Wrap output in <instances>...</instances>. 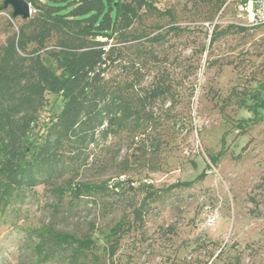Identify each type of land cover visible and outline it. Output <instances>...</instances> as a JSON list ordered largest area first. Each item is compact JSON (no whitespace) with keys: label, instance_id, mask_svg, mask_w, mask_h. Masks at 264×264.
<instances>
[{"label":"rangeland","instance_id":"1","mask_svg":"<svg viewBox=\"0 0 264 264\" xmlns=\"http://www.w3.org/2000/svg\"><path fill=\"white\" fill-rule=\"evenodd\" d=\"M160 1L172 16L144 13L134 46L121 45L106 72L122 81L139 74L144 89L162 84L158 120L145 137L96 133L86 144H63L51 181L0 211V264H70L65 253L37 259L33 230L42 225L90 234L84 264H264V106H251L264 96V27L248 25L244 0ZM3 4L0 47L21 21L10 26L12 6ZM231 23L246 29L209 43L215 27ZM146 49L153 55L141 60ZM115 180L123 192L94 200L52 188ZM118 222L121 237L111 244Z\"/></svg>","mask_w":264,"mask_h":264},{"label":"trees","instance_id":"2","mask_svg":"<svg viewBox=\"0 0 264 264\" xmlns=\"http://www.w3.org/2000/svg\"><path fill=\"white\" fill-rule=\"evenodd\" d=\"M27 1L33 7L31 16L21 18L0 47V211L23 200L35 186L51 181L63 144H86L95 140L96 133L107 137L125 131L135 138L138 134L145 137L159 117L154 103L165 100L168 93L162 84L144 89L139 74L124 81L106 77L120 46L133 47L132 39L139 38L130 35L144 13L172 16L170 9H160V0ZM11 19L10 26L15 20ZM245 29L233 23L215 27L209 43L222 34ZM50 41L53 44L48 48ZM139 54L141 60H148L153 52L146 49ZM48 96H53L51 102ZM251 106H264V96H256ZM238 125L246 127L244 120ZM52 188L58 196L69 191L72 196L94 200L109 192H123L124 182L69 181L67 188ZM140 207L133 210L137 218L142 216ZM122 225L111 227L116 235L111 244L121 237ZM33 233L38 237L33 250L39 261L65 253L70 264H84L81 258L93 245L88 233L78 236L50 225Z\"/></svg>","mask_w":264,"mask_h":264},{"label":"built area","instance_id":"3","mask_svg":"<svg viewBox=\"0 0 264 264\" xmlns=\"http://www.w3.org/2000/svg\"><path fill=\"white\" fill-rule=\"evenodd\" d=\"M240 8L247 13L248 25L264 27V0H244Z\"/></svg>","mask_w":264,"mask_h":264},{"label":"water","instance_id":"4","mask_svg":"<svg viewBox=\"0 0 264 264\" xmlns=\"http://www.w3.org/2000/svg\"><path fill=\"white\" fill-rule=\"evenodd\" d=\"M10 4L12 6V17L20 16L22 19L29 18L32 8L27 0H4V6Z\"/></svg>","mask_w":264,"mask_h":264}]
</instances>
